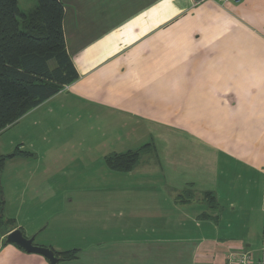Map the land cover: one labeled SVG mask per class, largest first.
Here are the masks:
<instances>
[{
    "label": "crops",
    "instance_id": "crops-1",
    "mask_svg": "<svg viewBox=\"0 0 264 264\" xmlns=\"http://www.w3.org/2000/svg\"><path fill=\"white\" fill-rule=\"evenodd\" d=\"M60 1L78 77L0 131V155L15 153L0 168V264H48L6 242L15 229L75 251L57 264H224L246 250V233H219L217 211L222 197L241 211L233 183L250 199L247 185L264 182V0ZM110 135L114 149L98 143ZM136 150L131 170L107 167ZM90 179L128 193L130 211L58 207L88 197Z\"/></svg>",
    "mask_w": 264,
    "mask_h": 264
},
{
    "label": "trees",
    "instance_id": "trees-1",
    "mask_svg": "<svg viewBox=\"0 0 264 264\" xmlns=\"http://www.w3.org/2000/svg\"><path fill=\"white\" fill-rule=\"evenodd\" d=\"M63 16L60 0H36L27 12L19 9L17 0H0V131L77 79L65 47ZM14 154L0 155V168ZM139 156V150L113 153L105 162L111 170L126 172ZM205 196L212 203L210 193ZM2 207L0 190V219ZM74 252L55 254L70 260Z\"/></svg>",
    "mask_w": 264,
    "mask_h": 264
},
{
    "label": "rangeland",
    "instance_id": "rangeland-1",
    "mask_svg": "<svg viewBox=\"0 0 264 264\" xmlns=\"http://www.w3.org/2000/svg\"><path fill=\"white\" fill-rule=\"evenodd\" d=\"M17 1L19 9L23 12L31 11L36 6V0ZM99 116L100 115H96V118H98ZM98 119H101V117H99ZM93 123H95V121H90V124ZM99 123H101V125L104 124V127H107L110 124V130H112V119L107 118V120L105 119V121L99 120ZM19 130L21 129L19 127H16L13 133L16 135ZM69 139V127L58 126L56 132L57 145L65 144ZM97 139L98 143L102 142V144H106L110 149H114L118 146V143L112 141V135H110V137L104 138L97 137ZM123 144L124 140L120 143L119 148H122ZM150 155L152 154L149 153L144 158H147L148 156L149 158H151ZM96 166V169L101 168V163H97ZM249 177L256 176L249 174ZM108 182L109 181L106 180V183L104 185H96L95 183L93 185V181L92 179H90L88 185H82L83 189L85 190L83 193H88V197H83L84 199L76 198L74 199L72 205L71 202L67 203L65 200H63L61 203L58 202V207L63 209L64 211L66 209L67 211H101L102 208L103 211H130L128 206V193L122 194L121 199L111 197L110 193L113 185ZM239 183H233L235 190L231 191V194L238 193L237 197L241 196L240 198L238 197L237 199H235L238 206H240L241 211H232V207L227 205L225 199L223 197L220 198L218 208L219 211H217L220 219V224L218 226L219 233L223 234L228 232L233 236H242L244 235V233H246L244 236L248 238V241H246L244 248H247L248 250L259 254L261 248L264 246V182L259 179L258 181H254L253 184H250L249 186L247 185L248 190H246V192L251 196L250 199L248 196L245 198V191H241L242 188H246V185L244 183ZM97 187L100 189L99 191ZM102 188L104 189L103 191L101 190ZM138 207H141L140 203L138 204ZM246 244H248L249 246H247ZM247 249L246 251H248Z\"/></svg>",
    "mask_w": 264,
    "mask_h": 264
},
{
    "label": "water",
    "instance_id": "water-1",
    "mask_svg": "<svg viewBox=\"0 0 264 264\" xmlns=\"http://www.w3.org/2000/svg\"><path fill=\"white\" fill-rule=\"evenodd\" d=\"M6 242L15 244L27 252L43 255L48 261V264L58 263V257L52 249L33 244L32 237L26 238L19 229L9 232L6 236Z\"/></svg>",
    "mask_w": 264,
    "mask_h": 264
},
{
    "label": "built area",
    "instance_id": "built-area-1",
    "mask_svg": "<svg viewBox=\"0 0 264 264\" xmlns=\"http://www.w3.org/2000/svg\"><path fill=\"white\" fill-rule=\"evenodd\" d=\"M205 1H214L220 4L239 2L240 0H192L194 5ZM224 264H264V246L258 256H254L246 250L226 252Z\"/></svg>",
    "mask_w": 264,
    "mask_h": 264
}]
</instances>
